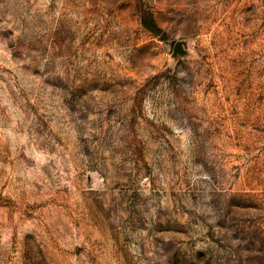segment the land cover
Wrapping results in <instances>:
<instances>
[{
	"label": "rangeland",
	"instance_id": "374dc122",
	"mask_svg": "<svg viewBox=\"0 0 264 264\" xmlns=\"http://www.w3.org/2000/svg\"><path fill=\"white\" fill-rule=\"evenodd\" d=\"M0 264H264V0H0Z\"/></svg>",
	"mask_w": 264,
	"mask_h": 264
},
{
	"label": "trees",
	"instance_id": "16d2710c",
	"mask_svg": "<svg viewBox=\"0 0 264 264\" xmlns=\"http://www.w3.org/2000/svg\"><path fill=\"white\" fill-rule=\"evenodd\" d=\"M143 21H144V23H145L146 26L151 27L149 23L147 24V22L145 21V19ZM152 25H153L152 27H155L156 23L153 21V24Z\"/></svg>",
	"mask_w": 264,
	"mask_h": 264
}]
</instances>
